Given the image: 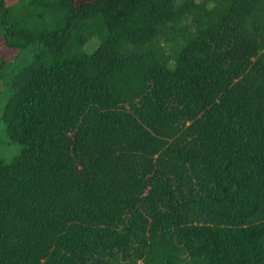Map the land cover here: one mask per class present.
Segmentation results:
<instances>
[{"label":"trees","instance_id":"trees-1","mask_svg":"<svg viewBox=\"0 0 264 264\" xmlns=\"http://www.w3.org/2000/svg\"><path fill=\"white\" fill-rule=\"evenodd\" d=\"M0 124V264H264V0H0Z\"/></svg>","mask_w":264,"mask_h":264},{"label":"rangeland","instance_id":"rangeland-1","mask_svg":"<svg viewBox=\"0 0 264 264\" xmlns=\"http://www.w3.org/2000/svg\"><path fill=\"white\" fill-rule=\"evenodd\" d=\"M76 2L81 3L82 0H76ZM36 26H37V22L35 23L34 28H36ZM96 39L94 38L92 40L96 41ZM98 44H99V40H98ZM90 45L91 44L84 47V51L93 52V50L91 51L90 49ZM14 55H15L14 52H10L7 54L9 58H12V56ZM2 130H3V127L0 124V155L5 157L6 159H12L14 156L19 154L20 148L18 145L10 144L7 137H5V135L3 134Z\"/></svg>","mask_w":264,"mask_h":264}]
</instances>
